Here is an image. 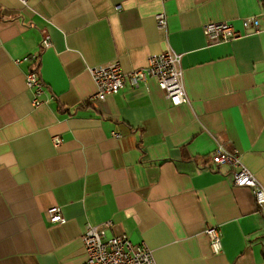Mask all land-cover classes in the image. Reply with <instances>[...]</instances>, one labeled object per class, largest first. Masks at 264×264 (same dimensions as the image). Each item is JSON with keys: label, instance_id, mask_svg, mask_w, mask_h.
<instances>
[{"label": "crops", "instance_id": "1", "mask_svg": "<svg viewBox=\"0 0 264 264\" xmlns=\"http://www.w3.org/2000/svg\"><path fill=\"white\" fill-rule=\"evenodd\" d=\"M249 16L259 32L208 43L204 24L243 31ZM168 49L188 103L172 105L153 78L91 98L88 67L118 60L128 72ZM28 53L38 65L15 63ZM34 67L37 107L25 85ZM219 144L264 184V0H0V264L83 263L85 226L105 221L156 264H264V216L228 165L213 167Z\"/></svg>", "mask_w": 264, "mask_h": 264}, {"label": "built area", "instance_id": "2", "mask_svg": "<svg viewBox=\"0 0 264 264\" xmlns=\"http://www.w3.org/2000/svg\"><path fill=\"white\" fill-rule=\"evenodd\" d=\"M26 2V0H22ZM158 30L166 29V14L155 15ZM243 31L236 30L228 21H214L203 25L208 43H222L238 39L250 33L259 32V21L255 16L242 19ZM42 49L52 45L49 35H44L40 40ZM39 53H28L15 60V63L30 62L38 65ZM181 55L170 49L153 54L148 58L145 67L123 71L118 60L104 65L88 67L87 70L95 83L96 92L91 96L95 100H104L108 95L118 92L125 85L130 87L145 83L148 78H153L158 87L164 92L168 101L176 106L188 103V97L183 86V73L180 66ZM25 85L31 92V104L37 107L44 103V83L37 68H31L25 73ZM118 136L117 134H114ZM54 145L60 143V137L51 138ZM213 167L228 165L231 168L232 184L244 187L252 192L257 213L264 216V184L260 183L254 174L243 164L241 153L237 149L226 150L222 145H217L210 154ZM49 220L60 223L63 216L58 206L47 209ZM111 221L98 225L85 226L82 234V243L85 251V261L80 264H156L152 250L144 243H133L124 234H109ZM209 238L211 249L214 253L221 251V233L218 227L212 226L205 229Z\"/></svg>", "mask_w": 264, "mask_h": 264}]
</instances>
